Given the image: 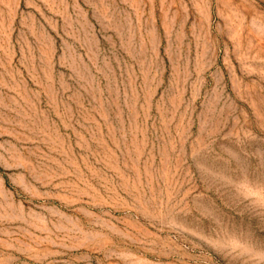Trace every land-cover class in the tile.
Wrapping results in <instances>:
<instances>
[{"label":"rangeland","instance_id":"obj_1","mask_svg":"<svg viewBox=\"0 0 264 264\" xmlns=\"http://www.w3.org/2000/svg\"><path fill=\"white\" fill-rule=\"evenodd\" d=\"M0 264H264V0H0Z\"/></svg>","mask_w":264,"mask_h":264}]
</instances>
